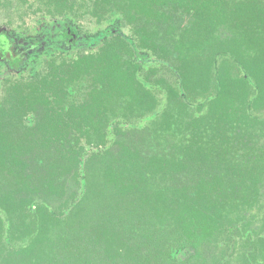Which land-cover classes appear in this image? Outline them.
I'll return each mask as SVG.
<instances>
[{
	"label": "trees",
	"instance_id": "16d2710c",
	"mask_svg": "<svg viewBox=\"0 0 264 264\" xmlns=\"http://www.w3.org/2000/svg\"><path fill=\"white\" fill-rule=\"evenodd\" d=\"M34 3L108 26L0 91V264H264V0Z\"/></svg>",
	"mask_w": 264,
	"mask_h": 264
},
{
	"label": "rangeland",
	"instance_id": "374dc122",
	"mask_svg": "<svg viewBox=\"0 0 264 264\" xmlns=\"http://www.w3.org/2000/svg\"><path fill=\"white\" fill-rule=\"evenodd\" d=\"M35 8L34 0H2L0 4V30H13L16 35L21 37L30 36L32 39L40 40L43 45L50 43L58 35L57 29L61 26L60 22L64 18L53 20L49 16H44L40 13H32ZM73 26L77 28L79 36L84 37L87 33H95L107 27L108 23L97 25L94 19L85 15L77 20ZM122 30L129 34L127 27H122ZM79 49L85 50L84 48L76 47L70 49L68 53L73 54ZM3 72L4 70L1 71L0 68V79L5 75ZM2 85L3 83L0 84V90L3 87Z\"/></svg>",
	"mask_w": 264,
	"mask_h": 264
},
{
	"label": "flooded vegetation",
	"instance_id": "af4514ba",
	"mask_svg": "<svg viewBox=\"0 0 264 264\" xmlns=\"http://www.w3.org/2000/svg\"><path fill=\"white\" fill-rule=\"evenodd\" d=\"M33 11V10H32ZM40 13V12H39ZM38 14V13H37ZM43 14V13H40ZM48 16V15H44ZM50 17V16H49ZM51 18V17H50ZM53 20H56L54 18H51ZM67 29V37L61 38V39H52L50 43H44L42 44L40 40L32 39L30 36L21 37L16 35L13 30L10 29H2L0 30V68L1 71L4 70L3 74L4 77L0 79V84L3 83V87L0 91L4 88V84L8 78H11L13 76L19 75V70L22 69L25 71L24 66L22 68H16V62L19 60H25L26 63L29 61H33V58H30L31 56H35L36 53H41L42 51H45V49L50 48L54 49V44H57L58 41L61 43H66L65 49L69 50L71 49V46L75 43L79 36L78 30L73 25L64 26ZM12 31V32H11ZM58 52V53H57ZM57 54L61 53V51H56ZM3 68V69H2ZM19 69V70H18ZM22 72V71H21Z\"/></svg>",
	"mask_w": 264,
	"mask_h": 264
}]
</instances>
